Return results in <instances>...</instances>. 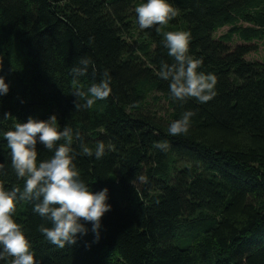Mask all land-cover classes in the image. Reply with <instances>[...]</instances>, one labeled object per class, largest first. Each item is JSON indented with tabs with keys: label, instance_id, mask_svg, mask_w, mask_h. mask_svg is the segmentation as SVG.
Here are the masks:
<instances>
[{
	"label": "trees",
	"instance_id": "16d2710c",
	"mask_svg": "<svg viewBox=\"0 0 264 264\" xmlns=\"http://www.w3.org/2000/svg\"><path fill=\"white\" fill-rule=\"evenodd\" d=\"M263 40L264 0H0V264H264Z\"/></svg>",
	"mask_w": 264,
	"mask_h": 264
},
{
	"label": "rangeland",
	"instance_id": "374dc122",
	"mask_svg": "<svg viewBox=\"0 0 264 264\" xmlns=\"http://www.w3.org/2000/svg\"><path fill=\"white\" fill-rule=\"evenodd\" d=\"M228 30V27L221 28L215 33V37L219 38L221 35L226 33ZM242 42L239 41L236 37H233V40L231 42V46L239 45ZM256 45L255 52L249 54L246 59L250 61H263L264 60V40L260 42H254Z\"/></svg>",
	"mask_w": 264,
	"mask_h": 264
}]
</instances>
